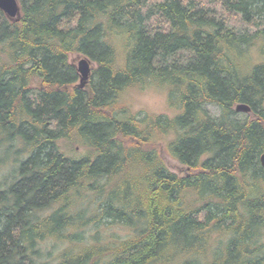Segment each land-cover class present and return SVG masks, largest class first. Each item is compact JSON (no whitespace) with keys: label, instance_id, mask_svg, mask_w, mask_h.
<instances>
[{"label":"trees","instance_id":"obj_1","mask_svg":"<svg viewBox=\"0 0 264 264\" xmlns=\"http://www.w3.org/2000/svg\"><path fill=\"white\" fill-rule=\"evenodd\" d=\"M19 2L18 20L0 9V136L24 146L0 264H51L49 239L67 245L52 264H264V0ZM71 54L97 64L84 88ZM147 90L174 113L135 111Z\"/></svg>","mask_w":264,"mask_h":264},{"label":"rangeland","instance_id":"obj_2","mask_svg":"<svg viewBox=\"0 0 264 264\" xmlns=\"http://www.w3.org/2000/svg\"><path fill=\"white\" fill-rule=\"evenodd\" d=\"M218 7H220L219 5H217ZM220 11V10H218ZM226 20L230 23V26H233L237 29H248V28H252V26L245 24L241 18H239V16L237 15H233V14H226ZM83 57V55L81 54H71L70 55V62L72 64H74L75 66L78 65L79 60ZM97 66V64L95 62H92V70ZM42 82L40 80H35L33 85L36 88L35 90H39V88H41ZM77 84H79V79L77 81ZM36 91H34L33 97L36 96ZM126 101H128L132 108L135 111H139V110H144L150 113H154V114H160V113H168V114H173L174 111L172 109L169 108L168 102H167V95L165 92L163 91H158V90H147V91H143V92H131L127 95L126 97ZM209 108L211 109V111L215 114H219V109L217 106L214 105H209ZM0 157L2 158V160L4 162H2L1 166H0V186L1 183H4V180L6 177H8L11 172L13 171L14 168L17 167L18 163H15V154L14 152H16L18 149H22L23 143L22 141L20 142V140H17L15 143H9L8 141L4 140L2 135L0 136ZM124 142L125 144H130L132 142L131 139H126L124 138ZM12 144V151L9 152L10 156L6 157V150L7 147H9ZM160 148L161 151V155L163 157V159L165 160L168 168L179 174V175H186L189 173H194L193 169L188 168L187 166L181 164L178 160H176L174 157H172L169 153H167V151L163 148L162 145H156ZM76 147V151L78 152V154H82L85 149L78 145L75 146ZM146 148H151L153 147L152 144L149 145H145ZM65 150L67 152H69L70 154H72L71 151V147L68 145L64 146ZM25 155H21L20 156V160L24 159ZM4 157H6V159L4 160ZM19 160V161H20ZM86 207V206H85ZM85 209V208H84ZM52 210H48L45 212V214L51 213ZM113 229L112 231H110V229H106L103 231V238L105 241H107L112 233H118V234H122V235H127L130 233L129 229H122L121 227H113L111 228ZM66 243L62 242V241H56L54 239H49L46 242L43 243L42 248L44 253H47L48 251L52 252V255L49 257L47 255V257H45L46 259H48L51 264L54 263L56 261L57 256L63 251V249L66 247Z\"/></svg>","mask_w":264,"mask_h":264},{"label":"water","instance_id":"obj_3","mask_svg":"<svg viewBox=\"0 0 264 264\" xmlns=\"http://www.w3.org/2000/svg\"><path fill=\"white\" fill-rule=\"evenodd\" d=\"M0 9L5 12L7 17L11 20H18L21 13V6L19 0H0ZM92 60L84 56L79 60L77 67L79 73V88H84L89 83L92 75ZM237 112L250 113L251 106L246 103H238L236 105ZM261 162L264 166V153L261 156Z\"/></svg>","mask_w":264,"mask_h":264}]
</instances>
